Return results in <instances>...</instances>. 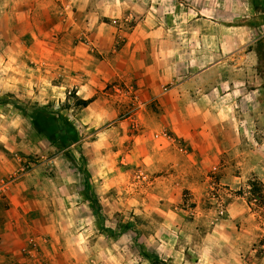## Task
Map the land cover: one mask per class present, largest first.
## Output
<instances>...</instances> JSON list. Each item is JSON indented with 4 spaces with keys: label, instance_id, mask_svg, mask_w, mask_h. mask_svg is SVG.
Here are the masks:
<instances>
[{
    "label": "crops",
    "instance_id": "crops-1",
    "mask_svg": "<svg viewBox=\"0 0 264 264\" xmlns=\"http://www.w3.org/2000/svg\"><path fill=\"white\" fill-rule=\"evenodd\" d=\"M253 1L247 4V38L238 41L232 33L221 38L180 30L187 22L231 23L217 19L218 0H0V100L12 109L0 119L7 129L10 115L18 112L11 100H37L32 91L37 85L57 104L76 81L79 93L90 101L83 112L88 123L113 120L105 130L117 135L119 130L125 135L141 132L128 147H83L88 176L81 193L72 178L50 175L58 171L61 155L37 163L33 175L15 177L9 183L15 188H2L0 264H123L119 245L94 233L90 218L93 209L101 227L102 217L123 208L144 222L143 228L160 233L154 247L147 241L143 248L166 264L239 263L232 228L225 220L211 223L198 251L183 247L178 241L186 213L175 204L183 189L189 190L197 198V215L207 218L214 209H204L201 185L210 182L211 171L223 174L217 186L228 192L225 184L244 183L247 172L262 170L244 159L238 175L231 171L241 148L239 135H247L245 121L257 119L264 127L258 58L254 49H246L264 37V17L256 16ZM171 24L177 25L176 32H171ZM182 39L197 43L177 51L197 52V57L190 63H172L171 40ZM75 59L81 61V79L74 77ZM61 72L64 85L58 84ZM111 85L117 95L111 94ZM126 101L157 103L159 110L150 115L136 110L128 117H119L115 108L109 113L112 104ZM39 148L0 147V165L15 163L17 155L34 158ZM42 168H49V175ZM29 179L35 185L32 195L51 201L53 208L50 203L45 209L27 208L23 185ZM6 200L9 208L4 207ZM78 204L83 214L75 216Z\"/></svg>",
    "mask_w": 264,
    "mask_h": 264
},
{
    "label": "rangeland",
    "instance_id": "rangeland-1",
    "mask_svg": "<svg viewBox=\"0 0 264 264\" xmlns=\"http://www.w3.org/2000/svg\"><path fill=\"white\" fill-rule=\"evenodd\" d=\"M247 4L248 0H218L217 19L230 20L232 21L231 23L225 22L214 25L204 20L199 23L187 22L180 27V30L217 34L221 38L232 33L236 40L242 41L247 38L248 34V28H245V24L249 21L246 18L248 13ZM204 5L205 2H202L201 6H203V9ZM176 30H178L177 25L171 24V32H176ZM196 43V39L171 40V62L180 64L192 62L197 57V52L186 51L184 55V52L182 50L177 51V48L179 46L180 48L188 47L190 44L193 46ZM255 47L256 41L251 43L246 49L255 50ZM74 61V77L75 79H81L83 74L79 71L81 61L77 60L76 62V59ZM202 64L205 65L204 60ZM62 76V72L59 73L57 78L59 85H64V77L62 78ZM262 83L264 87V81ZM76 84L77 82L75 81L74 88L67 90L66 95L61 93L57 104L49 97L47 89L37 85L32 86L33 94L39 96L36 98L37 100L32 101L28 98H24V101L21 102L16 99H13L14 101L11 100V105L18 112L10 115V120H8L10 123L9 129L6 128V125L0 119V147L40 148L37 151L38 157H20L17 155L18 157H13L16 164L10 160L4 165H0V193L2 188L6 189V186L15 188V185L9 183L21 174H32L33 167L43 161V159H50L60 155L61 158L58 160L57 166L59 172L53 173V169L50 175L57 174L63 179H65V176L72 178L75 190L81 193L82 189L85 188L83 180L88 176L86 165L80 159V155L85 157L83 147H128L129 143H133V137H136L139 133L141 134L137 130H131V132L127 131L125 135L123 130H119L117 135L115 131L105 130L109 128L107 124H110L113 120L105 125L93 120V122L88 123V114L85 116L83 112L90 101L84 100ZM108 88H110L112 95L118 94L113 91L112 85L108 86ZM108 88L105 90L107 91ZM28 90H26L25 96H27ZM125 90L128 91V89ZM83 102L88 103L84 105L82 104ZM113 108L115 110L118 109L119 117L124 115L128 117L136 110H142L147 115L157 113L159 105L157 103L138 105L126 101L116 106L112 104L109 108V113H113ZM10 109L11 107H7L5 102L0 104V115H5ZM17 117L20 118L17 119ZM236 120L235 123L241 130L240 128H243L241 118L237 117ZM261 122L264 125V121ZM256 124L257 126H255ZM244 128L248 129L247 135L244 133L243 136L239 135V147L241 148L234 154L233 164L236 169L231 170L232 174L238 175L241 172L240 163L244 159L261 165L262 170L259 173H255L254 170L247 172V178L244 183L225 184L226 188L230 187V189H227L228 192L222 190L225 188L217 186V182L223 179V174H213L214 171H211L208 174L211 177L210 182L201 185V190L203 189L201 196L205 198V204H207L204 209H214V212L208 214L207 218L197 215V198L189 190L183 189L181 197L175 204L179 205L178 209L186 213L182 222L185 228L178 242H183V247L188 245L193 250L198 251L201 239L207 236L211 223L225 220L228 221L232 228L230 230V239L234 242V247L238 250V255L240 256V258H237L238 264H264V182H262L264 178V145L261 147L256 146L257 143L264 144V127L262 128L260 120L256 119L251 123L245 121ZM153 138L155 139V137ZM18 158L19 160H17ZM48 170L49 168L41 169L46 176L49 175ZM127 186L123 188V194H120L123 199L128 195L126 194ZM23 187L25 188V190L23 188L25 191L23 192L25 193V202L28 209H45L49 203L52 204L53 208L51 201L37 198L33 196L34 194L32 195L35 191V185L31 179L26 180ZM64 190L65 187H63ZM58 200V209L63 211V201L61 198H58ZM90 201L94 203L92 198ZM6 202H4V207L9 208V200H6ZM75 202L81 204L84 202L89 206L86 200L83 201V198H75ZM122 203H125V201L123 200ZM76 207L78 209L76 208L74 214L78 216L82 213V208H79V204ZM92 211L94 215L90 216V218L93 220L94 227H96V229H93L94 233L102 234L103 240L112 241L115 242V245H119L122 251L123 264H130V260L132 264H146V260H148V264L158 261L163 262L147 254L146 249L143 248L147 241H151V244H149L151 247L153 240L160 238V233L143 228L144 222L137 220L132 212L123 208L121 212L117 211L111 213L110 216H101L103 221H100V225L102 224L100 227L97 224L99 220L95 215L97 212L93 209ZM109 212H111V209ZM69 216L72 217V215ZM90 232L92 231L90 230ZM94 239L96 240L97 238ZM151 249L155 250L154 248ZM108 250L112 252L113 249L110 248ZM163 263L166 264L165 262ZM216 263L224 264L221 261H216Z\"/></svg>",
    "mask_w": 264,
    "mask_h": 264
},
{
    "label": "trees",
    "instance_id": "trees-1",
    "mask_svg": "<svg viewBox=\"0 0 264 264\" xmlns=\"http://www.w3.org/2000/svg\"><path fill=\"white\" fill-rule=\"evenodd\" d=\"M253 9L255 11L256 16H262L264 17V0H254L253 1ZM255 53L258 58V65L256 67L257 74L259 78L264 81V37L258 39L256 41V47H255ZM88 102H83L82 104H87ZM0 104H3L0 100ZM80 159L82 162L86 163V158L80 155ZM86 194H89L88 189L85 192ZM89 196V195H88ZM87 198V196H86ZM88 200H91L90 196L88 197ZM164 264L163 262H155L152 264Z\"/></svg>",
    "mask_w": 264,
    "mask_h": 264
},
{
    "label": "built area",
    "instance_id": "built-area-1",
    "mask_svg": "<svg viewBox=\"0 0 264 264\" xmlns=\"http://www.w3.org/2000/svg\"><path fill=\"white\" fill-rule=\"evenodd\" d=\"M162 136H163V137H167L165 133H164V134H162Z\"/></svg>",
    "mask_w": 264,
    "mask_h": 264
}]
</instances>
